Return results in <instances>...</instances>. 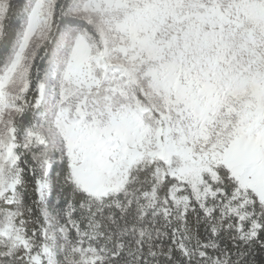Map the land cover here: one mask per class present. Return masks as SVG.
Returning <instances> with one entry per match:
<instances>
[{"label":"snow or ice","instance_id":"snow-or-ice-1","mask_svg":"<svg viewBox=\"0 0 264 264\" xmlns=\"http://www.w3.org/2000/svg\"><path fill=\"white\" fill-rule=\"evenodd\" d=\"M0 264H264V0H0Z\"/></svg>","mask_w":264,"mask_h":264}]
</instances>
